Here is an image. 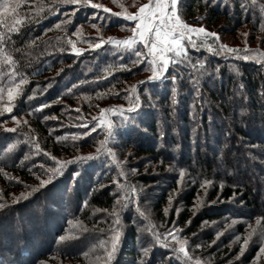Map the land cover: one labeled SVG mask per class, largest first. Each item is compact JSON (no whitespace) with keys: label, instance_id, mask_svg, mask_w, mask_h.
I'll return each mask as SVG.
<instances>
[{"label":"trees","instance_id":"1","mask_svg":"<svg viewBox=\"0 0 264 264\" xmlns=\"http://www.w3.org/2000/svg\"><path fill=\"white\" fill-rule=\"evenodd\" d=\"M17 3L0 11V264H264V243L243 240L250 222L264 230V59L222 39L247 29L262 46L264 0H180L181 19L221 42L189 45L152 80L145 46L93 48L130 22L64 0H0ZM137 77L147 82L133 90ZM137 100L109 135L99 126L101 111ZM172 227L188 257L164 239Z\"/></svg>","mask_w":264,"mask_h":264},{"label":"snow or ice","instance_id":"2","mask_svg":"<svg viewBox=\"0 0 264 264\" xmlns=\"http://www.w3.org/2000/svg\"><path fill=\"white\" fill-rule=\"evenodd\" d=\"M64 2L76 5L77 10H79L81 5L94 9V13H96V15L93 17V19L99 18L100 13H106L107 16L104 17L105 23H111L113 17L120 18L124 22H136V27L133 29L134 35L132 37H129L126 40L110 37L108 42L115 45L124 44L129 48H131L137 42H142L147 48L146 55L151 57L150 63L153 66V75L149 78V80L156 79L164 75L165 70L169 67V62L172 59V57L168 55L169 53H174L176 57L185 55V40L191 43L192 48L197 47V45L192 42L193 34H196L197 36L203 34L204 36L211 37H217L218 35L214 32H207L203 27H191L189 24L184 23L180 19L179 15H177V6L180 3V0H149V3L141 5L138 11L135 13H129L127 15H124L120 12L113 13L110 9L103 7L101 4L92 3V0H64ZM18 7V3L15 5L4 4L0 5V11L7 13L9 10H11V12L15 14ZM169 8L171 11H168ZM104 43L105 41L100 39V43L95 44L94 48H100ZM222 47L225 48L228 53L236 51L235 49L228 48L227 46ZM73 51L79 54L81 50L74 48ZM140 55V53H137L138 59L140 58ZM248 58L249 57L247 55L243 57L245 60ZM173 79H175V77H173ZM146 82L147 81H142L141 84ZM11 95L12 91L9 90V97H11ZM172 103L176 104L177 101L173 99ZM138 107L139 102L137 100V102L132 107L128 109H122V112H131L136 110ZM103 123V118H101V124ZM89 158L91 157H88L87 159ZM65 163H73V161H68ZM63 166L64 165L61 164L57 169H55L53 171V175H59L60 169ZM50 180L51 177L49 180L42 181L41 186H47ZM165 211H167V209ZM118 237L119 231L117 230L111 242V251L108 253L109 259H111L115 253ZM61 239H63V237H61ZM248 243L249 241L245 239L244 245L247 246ZM180 250L183 251L182 248ZM243 251L244 249L242 248L241 254H243ZM260 254L262 257H264V246L260 248Z\"/></svg>","mask_w":264,"mask_h":264},{"label":"rangeland","instance_id":"3","mask_svg":"<svg viewBox=\"0 0 264 264\" xmlns=\"http://www.w3.org/2000/svg\"><path fill=\"white\" fill-rule=\"evenodd\" d=\"M92 3L101 4L103 7L110 9L113 13L114 12L115 13L120 12L124 15H127L129 13H135L136 11H138L139 7L143 4L149 3V0H92ZM168 11H171V9L169 8ZM177 15H179L178 11H177ZM180 19H181V17H180ZM182 21L184 23H187L184 20H182ZM130 23H131V26L129 27V29H124V30H122V32L121 31H113L109 34H105L104 36L102 35L104 37L103 40L105 41L106 39L110 38L109 35H111V34H112L111 35L112 38H116V39H120V40H126L129 37H132L134 35L133 29L136 27V22H130ZM187 24H189L191 27H203L207 32H213V31H210L207 28H205L203 26V24H192V23H187ZM244 31H246V34L244 33V36H243V33H242V35L239 34V36L237 38L224 35L222 38L223 42L225 44L235 48V49L243 50V49L250 48L252 50H255V52H253V55L256 56L259 60L264 59V44H262V46H259L257 44V42H254L253 40H251L248 37V35H247L248 30L245 29ZM214 33L218 34L217 37L204 36L203 34H200L199 36H197L196 34H193L192 35V42L197 44V41H199L201 39L209 40V42L211 39H215L217 42H221L220 34L218 32H214ZM95 34H99V32L96 31ZM98 43H100V42H98ZM184 43H185V49H186L185 54H187L188 53V47H189V45H191V43H189L187 40H185ZM110 44H112V43H110ZM112 45H115V44H112ZM141 45H143L142 42H137L131 48L127 47L124 44L115 45V46L128 48V49H134L136 46L138 47ZM93 48H94V46H93ZM168 55L172 57V59L169 62V66L171 64H174L176 62V59L179 58V57H176L174 53H169ZM167 69L165 70V72L167 71ZM157 70H158V66H157ZM145 80H146L145 77H139V78L137 77L135 82L133 83V90H136L137 86L140 85V83L142 81H145ZM122 109H127V108L122 107V106L121 107L109 106L107 109H105L107 111H105V110L101 111L99 118H98V124L100 127L107 129L108 135L110 134L111 130L113 129L114 116L123 115L125 113V112H122ZM89 113H90L89 115H95L97 112H96V110L91 109ZM101 118H103V121H104L103 124H101ZM127 164H128V160H127ZM129 186H131V188H130L131 191L134 192L132 185L127 184V187H129ZM208 186L209 185H207L204 188L202 194L199 197L200 198L199 199V205H201V207L204 206V203L208 199V193H207ZM147 189H148V187H145L142 190H144V192H145V190H147ZM127 192H128V189L125 190V196H124L125 201L129 197V195H127ZM246 228H247L248 234L246 235V237H243V240L247 239L249 241L248 244L255 243L257 240H261L262 243H264V230L261 228V225L259 223H257V221L248 223L246 225ZM170 229H171L170 231H166L164 233L165 238L161 233L159 235V238L160 239L164 238L166 240H172L175 243L177 253H181L185 257H188L189 253H188L187 246H186L187 239L183 238V236L180 234L181 229L180 228H173V227ZM74 237H75L74 235L67 236V238H74ZM173 237H175V238H173ZM237 238L240 239L242 237L238 235ZM181 248L183 249V251L180 250ZM195 253H197V252H195ZM103 259H104V257H101V256L85 255L84 257H81L80 259H63L62 263L63 264H99V262H101ZM60 260H58V261L53 260V262L51 264H58L60 262Z\"/></svg>","mask_w":264,"mask_h":264}]
</instances>
